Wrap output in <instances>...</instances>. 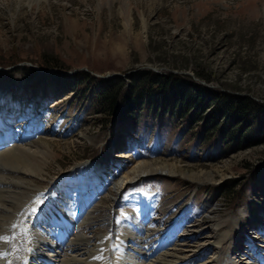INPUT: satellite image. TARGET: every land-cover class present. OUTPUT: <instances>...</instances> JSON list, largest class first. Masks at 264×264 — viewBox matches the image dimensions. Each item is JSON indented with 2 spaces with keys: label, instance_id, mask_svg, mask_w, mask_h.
Listing matches in <instances>:
<instances>
[{
  "label": "rangeland",
  "instance_id": "obj_1",
  "mask_svg": "<svg viewBox=\"0 0 264 264\" xmlns=\"http://www.w3.org/2000/svg\"><path fill=\"white\" fill-rule=\"evenodd\" d=\"M43 55L54 56L65 68L46 66L47 76L37 79L28 68L39 69ZM0 63V135L2 128L19 137L29 133L24 145L43 150L36 158L42 172L28 178L51 186L52 178L72 170L61 179L69 182L85 173L81 164H92L84 182L95 183L97 194L79 215L90 212L80 230L93 247L84 240L75 243L87 247L88 259L93 252L102 259L77 264H114L123 239L118 232L134 224L125 216L118 219L113 210L140 205L153 204L145 219L166 234L173 230L201 242L222 238L219 248L214 244L199 262L219 264L213 261L217 250L229 251L234 214L245 231L261 236L264 143L217 154L218 147L198 141V127L145 109L138 122L129 117L105 123L87 106L85 94L71 91L52 69L57 75L83 69L124 78L148 68L264 102V0H0ZM210 141L219 143L216 136ZM143 162L149 165L137 171L147 172L128 180L114 204V183L132 177ZM109 218L117 228L105 224ZM140 232L143 241L157 239ZM240 237V249L246 251Z\"/></svg>",
  "mask_w": 264,
  "mask_h": 264
},
{
  "label": "bare ground",
  "instance_id": "obj_2",
  "mask_svg": "<svg viewBox=\"0 0 264 264\" xmlns=\"http://www.w3.org/2000/svg\"><path fill=\"white\" fill-rule=\"evenodd\" d=\"M3 92L4 90L0 87V97ZM20 133L23 132L20 131ZM27 135L29 133L19 137L10 129H1L0 235L13 236V239L6 242L0 241V251L6 254L3 258H0V264H14V261L15 264H77V262L88 263V261H94L95 252L91 253L92 257L88 259V255L83 252L84 249L87 250V247L82 248L81 244L75 243L76 240H84L90 248L93 247V245L88 244L91 238L80 230V227H83L90 219V212L87 217L79 215L84 204L97 194L96 189L98 188H95V183L89 181L85 185L84 182L91 171L92 164L89 162L81 164V168L85 170V173H77L78 175L67 177L69 182L63 183L61 179L65 178V174L71 173L72 175V170L52 178L51 186H40L32 182L28 176L42 172L41 158L39 162L36 158L38 153L39 155L43 154V150L35 149L29 145L25 146L23 140ZM147 165L149 164L145 162L139 164L133 169L134 174L132 177H123L114 183L113 187L116 191L114 204L118 201L119 193L124 184L128 180L137 181L142 174L147 172H138L137 169ZM162 167L167 166L164 164L159 168L162 169ZM55 185L56 189H53L52 187ZM32 188L36 190H31ZM91 189H93V192H88ZM147 195L150 196V193H147ZM37 198L43 201L39 206L36 204ZM151 206L153 207V204H149V207L140 205L129 211L113 210V214L118 219L125 216L127 220L130 218L129 223L134 224V227L131 226L132 228H130V225H127L128 227L125 225L129 230L126 228L127 230L121 231V233L115 229L120 234V238L123 239H119V244H122V246L118 248L120 250H118L114 264H209L208 262H199L200 257L214 244L219 248L218 245L221 244L222 238L201 242L196 236L186 234L184 236L183 233L177 235L173 230L166 234V230L153 227L152 223L145 219L146 213L151 210ZM32 207H38L35 215L30 214ZM122 221L124 220L122 219ZM13 223L22 224L23 227L12 229L11 225ZM105 224L110 228L116 227L113 221H110V218L105 221ZM231 224L236 230L234 235L229 237L231 244L229 247L231 248L227 252L222 249L221 252L217 250V253L213 256V261L215 263L219 262V264H264V231L260 232L261 236L245 231L240 219L235 214L231 216ZM54 227L58 228L53 230ZM25 228L29 231H24ZM139 230L146 232L148 238L152 236L157 239L152 241V238H150V242L147 239L143 241L140 238L142 233H139ZM194 232L196 234L199 232V236L201 234L206 236L204 230H195ZM71 234L72 237H70ZM240 235H243L246 240L247 244L242 245L244 246L242 248L246 251L240 249ZM126 237L134 239L132 241L130 239V243H127L129 239L126 241ZM117 239L115 240L117 241ZM256 241L261 243H255ZM166 256H172L173 258H167ZM103 258H105V255H103ZM105 263L107 264V262Z\"/></svg>",
  "mask_w": 264,
  "mask_h": 264
},
{
  "label": "trees",
  "instance_id": "obj_3",
  "mask_svg": "<svg viewBox=\"0 0 264 264\" xmlns=\"http://www.w3.org/2000/svg\"><path fill=\"white\" fill-rule=\"evenodd\" d=\"M2 64L7 67L11 63ZM46 66L65 68L51 55H43L38 63L42 70ZM28 72L37 79L47 76L32 67ZM53 75L62 79L71 91L85 94L87 106L105 123L129 117L138 122L145 109L154 117L168 116L198 127L201 131L198 141L218 147L217 154L227 155L229 149L264 143V102L249 95L213 89L188 75L148 68L130 71L124 78L97 76L83 69L69 75L56 72ZM196 75L206 81L201 72ZM213 136L219 143L210 141Z\"/></svg>",
  "mask_w": 264,
  "mask_h": 264
},
{
  "label": "snow or ice",
  "instance_id": "obj_4",
  "mask_svg": "<svg viewBox=\"0 0 264 264\" xmlns=\"http://www.w3.org/2000/svg\"><path fill=\"white\" fill-rule=\"evenodd\" d=\"M42 203H43V201L40 200L39 198H37V200H36L37 206H39ZM37 211H38V207H32L30 209V214L35 215L37 213ZM20 227H23V225L22 224H17V223H13L11 225V228L12 229H17V228H20ZM24 231L27 232V231H29V229L25 228ZM11 239H13V236L0 235V241H2V242H6V241H9ZM105 239H107V237H105ZM5 255L6 254L3 251H0V258H3ZM94 259H102V257H95Z\"/></svg>",
  "mask_w": 264,
  "mask_h": 264
},
{
  "label": "water",
  "instance_id": "obj_5",
  "mask_svg": "<svg viewBox=\"0 0 264 264\" xmlns=\"http://www.w3.org/2000/svg\"><path fill=\"white\" fill-rule=\"evenodd\" d=\"M118 75V74H117Z\"/></svg>",
  "mask_w": 264,
  "mask_h": 264
}]
</instances>
